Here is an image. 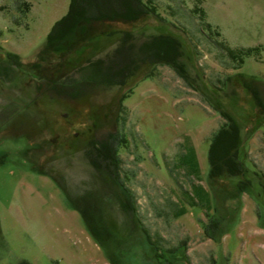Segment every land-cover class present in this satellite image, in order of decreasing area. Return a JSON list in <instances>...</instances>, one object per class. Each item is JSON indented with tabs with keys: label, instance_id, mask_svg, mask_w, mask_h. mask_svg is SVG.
<instances>
[{
	"label": "rangeland",
	"instance_id": "1",
	"mask_svg": "<svg viewBox=\"0 0 264 264\" xmlns=\"http://www.w3.org/2000/svg\"><path fill=\"white\" fill-rule=\"evenodd\" d=\"M21 1L0 0V264H264V109L244 86L253 81L264 102V0H155L162 18L96 22L68 51L39 57L71 0H24L27 14ZM125 30L137 43L175 34L185 75L160 64L125 86L85 85L81 98L48 86L77 81V67L113 53ZM221 42L261 50L239 65ZM221 110L241 127L245 170L211 177ZM111 137L118 164L98 170L90 139Z\"/></svg>",
	"mask_w": 264,
	"mask_h": 264
},
{
	"label": "trees",
	"instance_id": "2",
	"mask_svg": "<svg viewBox=\"0 0 264 264\" xmlns=\"http://www.w3.org/2000/svg\"><path fill=\"white\" fill-rule=\"evenodd\" d=\"M199 2L201 3L200 0ZM31 8L32 4L23 0L18 9L23 14H27ZM192 12L203 20L206 16L205 10L199 4L192 8ZM149 15L162 18L155 0H71L67 14L55 22L46 36L44 46L37 55L39 57L40 53H44L48 49L57 53L68 51L77 42L84 40L89 35L92 25L96 22H135ZM15 23H20L17 18H15ZM206 25L211 29V23L208 22ZM115 32L117 33V31H109L108 34ZM119 33L123 34L122 41L113 53L96 58L88 57L84 64L77 67L80 74L77 81L52 82L48 86L61 94L71 90L69 95L81 98L87 94L85 91L87 86L85 85H112L118 82L121 86H125L128 81H138L140 78L152 76L156 66L160 64L170 65L181 75H185V65L181 61L184 55L183 44L175 34L170 32L155 33L145 41L137 43L133 41V32L125 30ZM215 34L222 35L218 30H215ZM221 45L239 65L243 62L245 55H252L261 50V46L233 48L223 42ZM7 57L19 67L24 65L22 56L17 52L9 51ZM150 65L153 68L150 72H146ZM73 79L75 78L71 80ZM244 86L253 93L259 102L257 103L258 106L264 109L260 89L253 85V81H244ZM132 91L133 87L130 85L128 91L120 96L117 119L120 117L124 100ZM220 112L224 116L225 122L212 135L209 148L210 176L243 174L245 164L240 158L241 127L228 111L221 110ZM113 135L115 136V134ZM89 144L90 147L87 149L89 160L98 170L116 167L118 160L114 138L90 139ZM184 159L185 162L189 163L191 171L197 172L199 170L198 158L193 145H188ZM245 183H249V181H245ZM194 189L200 195L206 192V189L200 185L195 186ZM18 264H31V262L23 258Z\"/></svg>",
	"mask_w": 264,
	"mask_h": 264
}]
</instances>
